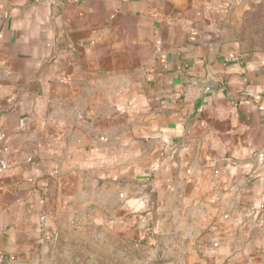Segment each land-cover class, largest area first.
<instances>
[{
	"label": "crops",
	"instance_id": "crops-1",
	"mask_svg": "<svg viewBox=\"0 0 264 264\" xmlns=\"http://www.w3.org/2000/svg\"><path fill=\"white\" fill-rule=\"evenodd\" d=\"M262 1L0 0V264L107 262L177 215L197 263L264 264Z\"/></svg>",
	"mask_w": 264,
	"mask_h": 264
},
{
	"label": "rangeland",
	"instance_id": "rangeland-1",
	"mask_svg": "<svg viewBox=\"0 0 264 264\" xmlns=\"http://www.w3.org/2000/svg\"><path fill=\"white\" fill-rule=\"evenodd\" d=\"M238 31L240 32L242 40L248 46L264 48V0L257 3L253 9L246 14L245 20L241 23V26H239ZM82 216L79 223L86 222L85 226L81 224V227L86 228L74 231L73 229L71 230V226H69L70 230L65 228V232L61 231L63 233V235H61L63 238H74L76 243H79L78 241H83L85 237H90V234L94 235L97 233V231L93 230L91 227L99 224L101 215L93 214L90 215L92 218L89 219L84 215ZM69 218L71 219V215H63V223H69ZM182 228L183 225L179 215H177L176 217H172L169 222L162 220L161 223H156L149 233L140 235L138 247H136V245H126V243H124V245L111 244L106 246L108 254L107 262H85L77 260L75 262L58 261L55 264H199L191 255L194 245L190 241H193V238L190 239L182 235ZM57 236L60 237V234L52 235L50 233L46 234L45 239L51 242V240ZM109 239L111 238L109 237ZM109 239L108 241L110 244L113 241ZM59 248L61 254L70 253L68 246H60ZM73 248V252H75L77 258L82 257L89 249L91 251L94 250V247L90 246H75ZM132 249L134 253L139 256L137 261L136 259L132 260Z\"/></svg>",
	"mask_w": 264,
	"mask_h": 264
},
{
	"label": "water",
	"instance_id": "water-1",
	"mask_svg": "<svg viewBox=\"0 0 264 264\" xmlns=\"http://www.w3.org/2000/svg\"><path fill=\"white\" fill-rule=\"evenodd\" d=\"M211 83H213V80L210 79V80H209V84L212 85ZM213 85H214V84H213ZM211 88L214 89V88H215V85H214V87H211ZM211 90H212V89H211ZM208 91H210V88L208 89ZM161 264H167V263H161Z\"/></svg>",
	"mask_w": 264,
	"mask_h": 264
},
{
	"label": "built area",
	"instance_id": "built-area-1",
	"mask_svg": "<svg viewBox=\"0 0 264 264\" xmlns=\"http://www.w3.org/2000/svg\"><path fill=\"white\" fill-rule=\"evenodd\" d=\"M259 157H264V154H263V153H262V154H260V155H259Z\"/></svg>",
	"mask_w": 264,
	"mask_h": 264
}]
</instances>
